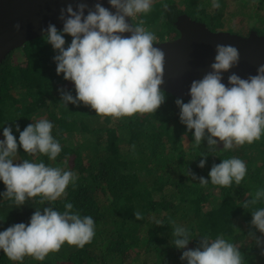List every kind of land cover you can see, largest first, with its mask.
Instances as JSON below:
<instances>
[{"label": "trees", "instance_id": "trees-1", "mask_svg": "<svg viewBox=\"0 0 264 264\" xmlns=\"http://www.w3.org/2000/svg\"><path fill=\"white\" fill-rule=\"evenodd\" d=\"M253 1L256 10L264 9V0ZM218 2L221 6L216 9L213 0H153L152 10L139 14L133 22L143 20L145 28L157 36L155 43L178 38L176 22L183 15L206 24L212 31L224 32L223 13L229 4L226 0ZM164 4L169 5L168 10ZM238 19L249 25L246 36L252 31L264 36L259 29L264 27V13L253 12L252 8ZM210 20L215 22L213 29L207 24ZM65 39L70 44L71 37ZM16 53H22L25 61L15 62ZM56 54L42 36L12 51L0 63V140L4 139L3 128L10 126L19 141L16 125L23 131L32 123L31 116L47 113L61 153L53 161L43 154L26 153L21 147L16 160L43 161L76 173L75 186L70 184L66 196L52 202V206L63 212L64 204L72 203L74 211L94 219L96 234L83 248L65 244L43 261L28 256L23 261H12L0 251V264H186L181 259L183 250L172 244L170 221L191 232L189 248L197 247L204 235L213 239L223 235L239 245L247 264H264V248L248 238L252 231L264 239L251 224V212L264 207V199L243 208L245 200L264 189V135L252 144L234 145L227 151L222 143L214 151L209 150L207 140L195 147L194 130L188 131L180 121L175 103L179 97L168 92L166 102L156 113L119 119L96 115L82 103L66 106L60 90L75 97V86L57 74ZM76 135L85 142L79 149L74 144ZM202 153L207 155L204 168L199 167ZM232 157L245 161V178L230 187L212 185V166ZM190 173L204 177L208 185H200ZM5 190L0 181V193ZM38 207L42 206L35 200L16 207L0 195V231L16 223H28ZM131 252L133 255L128 257Z\"/></svg>", "mask_w": 264, "mask_h": 264}, {"label": "clouds", "instance_id": "clouds-1", "mask_svg": "<svg viewBox=\"0 0 264 264\" xmlns=\"http://www.w3.org/2000/svg\"><path fill=\"white\" fill-rule=\"evenodd\" d=\"M108 4L114 11L104 7L102 0H96L93 8L82 2L75 8L69 4L60 10L62 31L53 23L42 29L46 43L57 52V74L75 86V97L60 90L62 103H82L96 115L116 119L156 113L167 98L162 88L165 53L155 46L157 36L145 28L143 20L133 22L139 14L152 10L153 0H108ZM220 6L218 0H213V8ZM163 7L169 9L168 4ZM15 28L19 31L20 25ZM65 37H71L70 44ZM239 62L240 52L235 46L216 44L210 70L191 82L190 100L176 99L181 123L188 131L194 130L195 147L207 140L209 150L214 151L222 143L227 151L234 145L252 144L264 135V64L255 75L242 78L232 71ZM226 73H230L227 83ZM52 130L53 124L47 119L30 123L23 131L17 124V141L12 127L3 128L0 181L6 190L0 195L16 207L29 200L42 206L35 208L28 223H16L0 231V251L12 261H23L26 256L43 261L65 244L83 248L96 234L94 219L74 211L72 203H65L63 212L52 206V202L66 196L70 184L75 186L76 173L43 161L15 160L21 147L33 156L43 154L56 160L62 149ZM201 155L199 167L204 168L207 155ZM246 173L245 161L232 157L214 164L209 176L212 185L230 187L233 182L239 185ZM190 175L202 186L209 183L204 177ZM262 199L264 189H259L252 199L244 201L243 208L253 207ZM251 215L252 226L264 237V207L254 208ZM136 218H141L139 213ZM170 223L172 244L183 250L181 259L186 264H247L239 245L223 235L214 239L204 235L197 247L189 248L191 232L175 221ZM248 238L264 248V239L254 232L249 231Z\"/></svg>", "mask_w": 264, "mask_h": 264}, {"label": "water", "instance_id": "water-1", "mask_svg": "<svg viewBox=\"0 0 264 264\" xmlns=\"http://www.w3.org/2000/svg\"><path fill=\"white\" fill-rule=\"evenodd\" d=\"M81 2L93 8L96 0H0V63L12 51L44 36L42 29L49 23L55 24L62 31L60 10L69 4L75 8ZM102 3L104 7L114 11L108 0H102ZM16 24L20 25L19 31L15 28ZM176 26L180 32L178 38L155 43L166 57L165 83L162 88L173 96L190 100L188 93L191 82L201 79L210 70L216 44H230L239 50V66L232 71L242 78L255 75L257 68L264 64V36L256 31L248 36L226 31L216 32L188 15L179 17ZM229 74H225V83Z\"/></svg>", "mask_w": 264, "mask_h": 264}, {"label": "rangeland", "instance_id": "rangeland-1", "mask_svg": "<svg viewBox=\"0 0 264 264\" xmlns=\"http://www.w3.org/2000/svg\"><path fill=\"white\" fill-rule=\"evenodd\" d=\"M228 5L227 10L223 13V23H222V27H224V30H226L229 33L232 34H237L240 36H246L248 33V23L244 20V22L241 19L238 18H242L245 17V14L248 15L250 13V9L253 8V12L254 11H259L260 14L264 13V9H260V10H256V7H254L256 4L253 0H226ZM250 6H253L251 8H249ZM191 14V13H189ZM208 26L213 29L215 28L213 25H215V22L213 21H209ZM264 25V24H263ZM260 31H262V33L264 34V27L259 26ZM15 62L19 63V62H23L25 61L24 56L22 55V53H16L15 56ZM41 119H47L48 121L51 122V118L49 117V115L47 113L45 114H40V115H33L30 117L29 121L32 123H35ZM75 140H74V144H75V148L79 149L80 147H82V145H85L84 140H82L81 138L78 137V135L74 136ZM186 145H189L188 141H185ZM16 160V158H15ZM16 162H18L16 160ZM134 252H131L130 255H128V257H130L131 255H133Z\"/></svg>", "mask_w": 264, "mask_h": 264}]
</instances>
